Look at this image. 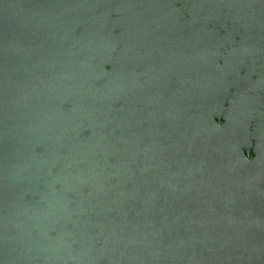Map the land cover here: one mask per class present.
<instances>
[{
	"label": "water",
	"instance_id": "95a60500",
	"mask_svg": "<svg viewBox=\"0 0 264 264\" xmlns=\"http://www.w3.org/2000/svg\"><path fill=\"white\" fill-rule=\"evenodd\" d=\"M0 264H264V0H0Z\"/></svg>",
	"mask_w": 264,
	"mask_h": 264
}]
</instances>
